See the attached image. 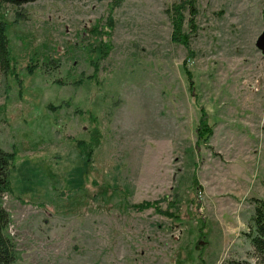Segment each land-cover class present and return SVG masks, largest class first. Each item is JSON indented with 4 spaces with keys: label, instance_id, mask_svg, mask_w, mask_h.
<instances>
[{
    "label": "rangeland",
    "instance_id": "obj_1",
    "mask_svg": "<svg viewBox=\"0 0 264 264\" xmlns=\"http://www.w3.org/2000/svg\"><path fill=\"white\" fill-rule=\"evenodd\" d=\"M190 4L0 3L18 264H257L264 0Z\"/></svg>",
    "mask_w": 264,
    "mask_h": 264
},
{
    "label": "trees",
    "instance_id": "obj_2",
    "mask_svg": "<svg viewBox=\"0 0 264 264\" xmlns=\"http://www.w3.org/2000/svg\"><path fill=\"white\" fill-rule=\"evenodd\" d=\"M35 0H0L1 2L12 5H23ZM192 16L196 15V0H190ZM180 19V18H179ZM182 21L178 23L181 28ZM12 56L9 46V37L7 28L2 19H0V79L3 74L11 69ZM202 124V125H201ZM198 130L210 134L212 125L207 121H201ZM206 139V137H203ZM84 140H80V143ZM83 152L88 157L92 150H87L84 145H80ZM11 166L10 154L0 145V264H18V250L13 238L6 232L11 222V214L3 204V196L9 183V171ZM254 212L251 216L249 231L246 233L253 246V255L256 257L257 264H264V199L255 198ZM241 264V263H240Z\"/></svg>",
    "mask_w": 264,
    "mask_h": 264
},
{
    "label": "water",
    "instance_id": "obj_3",
    "mask_svg": "<svg viewBox=\"0 0 264 264\" xmlns=\"http://www.w3.org/2000/svg\"><path fill=\"white\" fill-rule=\"evenodd\" d=\"M263 17H264V14H263ZM256 45L264 53V29L258 36Z\"/></svg>",
    "mask_w": 264,
    "mask_h": 264
}]
</instances>
